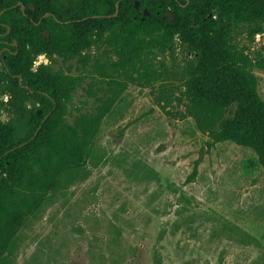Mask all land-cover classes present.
Listing matches in <instances>:
<instances>
[{"label": "rangeland", "instance_id": "obj_1", "mask_svg": "<svg viewBox=\"0 0 264 264\" xmlns=\"http://www.w3.org/2000/svg\"><path fill=\"white\" fill-rule=\"evenodd\" d=\"M233 37L264 100V32L250 41L241 27ZM175 55H160L159 77L144 84L112 83L116 56L95 45L70 60L36 56L33 66L84 75L67 103L69 121L99 108L104 115L84 167L57 177L16 223L2 224L0 264H264L258 155L210 137L208 123L227 111L191 106L185 54L178 47ZM7 99L0 86L3 121Z\"/></svg>", "mask_w": 264, "mask_h": 264}, {"label": "trees", "instance_id": "obj_2", "mask_svg": "<svg viewBox=\"0 0 264 264\" xmlns=\"http://www.w3.org/2000/svg\"><path fill=\"white\" fill-rule=\"evenodd\" d=\"M138 1L0 0V86L10 116L3 121L0 113V227L16 223L57 177L84 167L104 115L99 108L69 121L67 103L84 75L43 62L32 69L39 53L70 60L95 45L116 56L112 83L121 77L144 84L159 77V56H176L180 47L191 106L227 111L208 123L210 137L252 148L264 171V100L252 60L233 37L241 27L250 41L264 32V0Z\"/></svg>", "mask_w": 264, "mask_h": 264}, {"label": "water", "instance_id": "obj_3", "mask_svg": "<svg viewBox=\"0 0 264 264\" xmlns=\"http://www.w3.org/2000/svg\"><path fill=\"white\" fill-rule=\"evenodd\" d=\"M135 6H136V7L139 6V1H138V0H135ZM117 9H118V1L116 2V12H117ZM116 12H115V13H116ZM142 12L145 13V14H148V13H149L148 10H147L146 8H143V9H142ZM167 13H168V15H169L171 18H173V15L171 14L170 11L167 12ZM45 32H47V30H46ZM45 61H47V60H45ZM36 63L39 64L40 61H36ZM35 67H36V66H33L32 68H33V69H36ZM38 111H40V110H38ZM22 144H23V143H21L20 145H22Z\"/></svg>", "mask_w": 264, "mask_h": 264}, {"label": "flooded vegetation", "instance_id": "obj_4", "mask_svg": "<svg viewBox=\"0 0 264 264\" xmlns=\"http://www.w3.org/2000/svg\"><path fill=\"white\" fill-rule=\"evenodd\" d=\"M259 33V32H258ZM258 33H256V34H258Z\"/></svg>", "mask_w": 264, "mask_h": 264}, {"label": "built area", "instance_id": "obj_5", "mask_svg": "<svg viewBox=\"0 0 264 264\" xmlns=\"http://www.w3.org/2000/svg\"><path fill=\"white\" fill-rule=\"evenodd\" d=\"M258 35V34H257Z\"/></svg>", "mask_w": 264, "mask_h": 264}]
</instances>
